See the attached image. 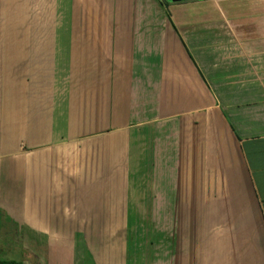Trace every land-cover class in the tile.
<instances>
[{"label":"crops","instance_id":"1","mask_svg":"<svg viewBox=\"0 0 264 264\" xmlns=\"http://www.w3.org/2000/svg\"><path fill=\"white\" fill-rule=\"evenodd\" d=\"M171 6L0 0L5 257L12 244L23 264H118L97 229L131 226L115 166L142 131L159 243L147 260L264 264V25ZM160 189L173 201L156 209Z\"/></svg>","mask_w":264,"mask_h":264},{"label":"rangeland","instance_id":"2","mask_svg":"<svg viewBox=\"0 0 264 264\" xmlns=\"http://www.w3.org/2000/svg\"><path fill=\"white\" fill-rule=\"evenodd\" d=\"M165 3H171L169 11H175L179 9L177 7L182 6V12L193 13H207L209 15L221 16L222 9L229 10L227 21H224L223 27H240L242 24L248 27H258L259 25H264V0H222V3L215 2L213 0H162ZM259 1V4L257 3ZM180 3V4H179ZM177 5V6H175ZM175 6V7H174ZM174 7V8H173ZM262 19V20H261ZM204 28V26H201ZM209 38V37H208ZM212 57H206V64ZM208 66V65H207ZM223 67V62H221ZM204 71L208 73V67H204ZM144 133L138 131L134 133L131 137V141L140 140L139 143H129L128 152L126 156L125 153L122 154V158L117 167L120 172L123 174L127 173V181H122V184H126V204L122 205L121 212L122 214H128L131 220L130 227H100L99 237L102 238L103 249L105 253L110 252V259H113L112 252L122 251L120 254V262L118 264H151L150 260H147L148 257H145L147 254H150L151 245L153 251L159 249V243H151L153 237L150 231L145 225V220L150 215L149 211V202L151 198V192L156 188L155 179L152 180L151 169L144 163ZM153 182V183H152ZM122 185V189H123ZM166 190V188H163ZM161 189L159 190L158 195L153 197L155 203L157 204L156 209L163 204H168L172 202L171 197L165 195L162 196L167 202L163 201L161 197ZM105 215L108 216L106 221L113 222L115 213L112 207L109 206V203L104 204ZM155 221L161 219V215L158 212L153 214V219ZM96 231V229H87L86 233L83 235H89L90 232ZM96 233H94L95 236ZM10 249H7V258L8 259H17L19 260L18 253H22L18 247L9 244ZM150 248V249H148ZM125 251V253L123 252ZM122 256V258H121ZM110 262V263H109ZM107 264H113L112 261H109ZM157 263V262H156ZM154 264V263H153Z\"/></svg>","mask_w":264,"mask_h":264},{"label":"trees","instance_id":"3","mask_svg":"<svg viewBox=\"0 0 264 264\" xmlns=\"http://www.w3.org/2000/svg\"><path fill=\"white\" fill-rule=\"evenodd\" d=\"M0 264H23V259L15 260V259H8L5 257L4 252L0 251Z\"/></svg>","mask_w":264,"mask_h":264},{"label":"water","instance_id":"4","mask_svg":"<svg viewBox=\"0 0 264 264\" xmlns=\"http://www.w3.org/2000/svg\"><path fill=\"white\" fill-rule=\"evenodd\" d=\"M172 1H177V0H172Z\"/></svg>","mask_w":264,"mask_h":264}]
</instances>
